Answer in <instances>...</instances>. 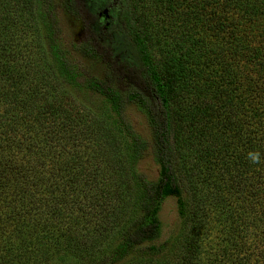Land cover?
Instances as JSON below:
<instances>
[{"label": "trees", "instance_id": "16d2710c", "mask_svg": "<svg viewBox=\"0 0 264 264\" xmlns=\"http://www.w3.org/2000/svg\"><path fill=\"white\" fill-rule=\"evenodd\" d=\"M0 264H264V0H0Z\"/></svg>", "mask_w": 264, "mask_h": 264}, {"label": "rangeland", "instance_id": "374dc122", "mask_svg": "<svg viewBox=\"0 0 264 264\" xmlns=\"http://www.w3.org/2000/svg\"><path fill=\"white\" fill-rule=\"evenodd\" d=\"M36 37L32 34L24 35L29 46L37 48V45L42 44L41 39V30L38 27ZM63 35L68 37V30L65 27V24H62ZM37 38L38 42L35 40ZM130 120L135 127V129L145 138H148L149 133L146 127L144 119L135 111L129 112ZM138 169L142 172L147 178L154 180L157 177L158 168L150 156L143 159L139 165ZM160 220L163 227L162 240L166 239L171 233H175L180 227V219L177 215V207L174 198L166 199L161 207L160 211ZM220 236L216 230V224H211L208 226L206 237L204 238L202 244V259L204 263H210L220 244Z\"/></svg>", "mask_w": 264, "mask_h": 264}, {"label": "clouds", "instance_id": "9594fccd", "mask_svg": "<svg viewBox=\"0 0 264 264\" xmlns=\"http://www.w3.org/2000/svg\"><path fill=\"white\" fill-rule=\"evenodd\" d=\"M252 159L255 161L256 157H255V156H253V157H252Z\"/></svg>", "mask_w": 264, "mask_h": 264}]
</instances>
